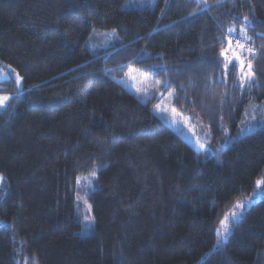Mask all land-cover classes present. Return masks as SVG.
I'll list each match as a JSON object with an SVG mask.
<instances>
[{
	"label": "trees",
	"instance_id": "trees-1",
	"mask_svg": "<svg viewBox=\"0 0 264 264\" xmlns=\"http://www.w3.org/2000/svg\"><path fill=\"white\" fill-rule=\"evenodd\" d=\"M126 1L0 0V67L22 78L0 87V264H264V123L211 155L157 114L167 102L217 143L242 131L264 103V0ZM243 17L257 55L242 88L220 52ZM94 30L120 41L92 55ZM131 70L147 95L121 83ZM95 166L82 237L77 181Z\"/></svg>",
	"mask_w": 264,
	"mask_h": 264
},
{
	"label": "rangeland",
	"instance_id": "rangeland-1",
	"mask_svg": "<svg viewBox=\"0 0 264 264\" xmlns=\"http://www.w3.org/2000/svg\"><path fill=\"white\" fill-rule=\"evenodd\" d=\"M155 1L156 0H128L123 4L122 8L123 10H142L146 8H152L155 4ZM119 41L120 40L115 31L94 30L88 38L86 45L88 51L92 55H96L115 47ZM251 46L254 47L253 45ZM233 48H235L234 42ZM228 55H231V53H228ZM221 58L223 62V57ZM13 70L14 69L8 65H2L0 67V87L10 80H13L14 83H16L17 74ZM138 74L139 73L135 70L129 71L126 78L121 81V83L124 85V87L135 94L143 95V91H147L149 89L148 81H145L144 77ZM0 95H7L9 98L12 97V95L6 91H0ZM160 105H162V109H157V114L168 124L170 128H172L182 138H184L198 153L203 154H218L223 149H225L231 140L241 137L245 134V132L253 130L255 128L254 126L257 124L264 123V103H252L249 105L250 109L253 110L252 114L247 113L245 115L246 119L244 121V128L242 131H239L237 134L233 135L226 131L223 142L217 143V141H213L211 138L210 128L207 125L201 121H196L192 117H183L178 115L175 111H173V108L167 102H162ZM193 120H195V123ZM97 168L98 167L96 166L93 167L87 175L80 176L77 181L76 216L82 224L79 232V235L82 237L91 235L95 230V220L91 213L88 195L89 192L96 187ZM245 202H250V200H246Z\"/></svg>",
	"mask_w": 264,
	"mask_h": 264
},
{
	"label": "snow or ice",
	"instance_id": "snow-or-ice-1",
	"mask_svg": "<svg viewBox=\"0 0 264 264\" xmlns=\"http://www.w3.org/2000/svg\"><path fill=\"white\" fill-rule=\"evenodd\" d=\"M197 5L201 6V0H197ZM208 5L206 0H204L203 6L201 10L207 8ZM243 27L239 28V36L236 35L237 28L235 26L227 29L228 33H231V36L227 37L226 44L222 43V50L220 52V56L223 57V64L225 69V75L230 72L232 69H238V78L240 86L243 88L245 85H251L255 82L254 70L252 66V59H254L257 55V51L254 47L248 44V41L251 39L247 35L248 25L250 21L247 17H243ZM233 42L235 43V48H233ZM231 53V55H228ZM14 71V70H13ZM21 77L16 75V83L19 85L21 81ZM144 95H147V91H143ZM10 98L7 95H0V107H5ZM157 109H162V105H157ZM173 111H175L173 109ZM4 181V177L0 176V184ZM257 189L260 191L257 195L261 198H264V179L257 180L256 182ZM234 207L236 209H242L245 207V203L237 202ZM237 213L233 211L231 213V218L235 219L237 217ZM221 221L220 228L217 229V239L219 241L224 238L225 234L228 232V227L226 220Z\"/></svg>",
	"mask_w": 264,
	"mask_h": 264
}]
</instances>
